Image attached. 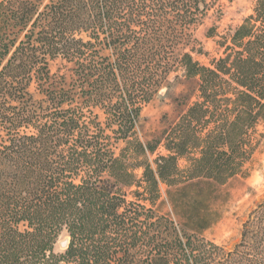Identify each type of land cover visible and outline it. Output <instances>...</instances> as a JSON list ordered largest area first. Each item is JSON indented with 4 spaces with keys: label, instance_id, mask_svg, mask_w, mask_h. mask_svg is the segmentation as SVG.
Returning <instances> with one entry per match:
<instances>
[{
    "label": "trees",
    "instance_id": "1",
    "mask_svg": "<svg viewBox=\"0 0 264 264\" xmlns=\"http://www.w3.org/2000/svg\"><path fill=\"white\" fill-rule=\"evenodd\" d=\"M217 1L0 0V264H264V196L232 248L156 209L161 185L243 175L262 138L264 0L200 65ZM178 68L194 100L145 145L141 109Z\"/></svg>",
    "mask_w": 264,
    "mask_h": 264
},
{
    "label": "rangeland",
    "instance_id": "2",
    "mask_svg": "<svg viewBox=\"0 0 264 264\" xmlns=\"http://www.w3.org/2000/svg\"><path fill=\"white\" fill-rule=\"evenodd\" d=\"M255 2L218 0L215 8L194 28V42L186 49L194 48L193 59L206 66L212 58H218L222 52L218 42L252 14ZM59 65V61L51 62V72L54 73ZM196 88L197 80L186 78L181 69L171 72L152 100L141 109L136 127L138 139L145 145L159 139L194 100ZM258 131L262 138L245 165L243 175L232 177L223 184L200 178L177 186L161 185L157 211L169 216L182 230L215 245L232 248L238 244L242 223L264 196V125ZM122 147L120 143L118 149ZM164 154L160 144L148 157L153 161ZM141 172L136 170V176L139 177ZM66 242L67 235L62 232L54 252L62 253Z\"/></svg>",
    "mask_w": 264,
    "mask_h": 264
},
{
    "label": "bare ground",
    "instance_id": "3",
    "mask_svg": "<svg viewBox=\"0 0 264 264\" xmlns=\"http://www.w3.org/2000/svg\"><path fill=\"white\" fill-rule=\"evenodd\" d=\"M66 243H67V242H66ZM66 243H65V244H66Z\"/></svg>",
    "mask_w": 264,
    "mask_h": 264
}]
</instances>
